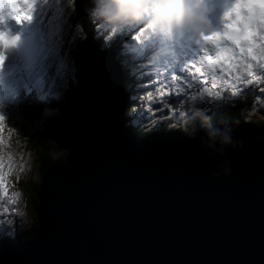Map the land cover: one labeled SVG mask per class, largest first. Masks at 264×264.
Instances as JSON below:
<instances>
[{
  "label": "water",
  "instance_id": "95a60500",
  "mask_svg": "<svg viewBox=\"0 0 264 264\" xmlns=\"http://www.w3.org/2000/svg\"><path fill=\"white\" fill-rule=\"evenodd\" d=\"M86 66L90 80L43 131L67 153L41 176L37 231L0 240V264H264V123L140 136L122 119L115 53L89 46Z\"/></svg>",
  "mask_w": 264,
  "mask_h": 264
},
{
  "label": "rangeland",
  "instance_id": "374dc122",
  "mask_svg": "<svg viewBox=\"0 0 264 264\" xmlns=\"http://www.w3.org/2000/svg\"><path fill=\"white\" fill-rule=\"evenodd\" d=\"M103 2L104 0H100L97 3L99 4L97 12L99 17L102 15L99 10ZM35 3L37 7L45 10L44 19L40 22V31L42 30V36L41 34H37L35 41L37 43L39 42L37 40V36L41 39L44 37L49 39L47 46H41L40 42L39 46L37 45L38 50L37 54H35L36 60L34 62H40L47 54L48 46L50 42H52V38L55 35H62L64 31L66 32L69 30V27L76 39H81V33L80 30L78 32V23L74 18V14L78 12V7L69 4L68 0H59V2H57V0H35ZM149 6L150 8H153L150 4ZM136 11L137 9L129 11V18L126 19L130 20L129 23H131V21L135 18V15H140V7L139 10L137 12ZM48 15L53 16L47 20ZM116 18L119 17H113V19ZM231 20H235V17ZM114 21L112 20V22ZM119 21H121V18H119ZM110 26L111 28L116 29L126 27V24L116 22V24H110ZM133 26L134 24L132 23L127 27L132 28ZM240 27L243 28L244 25L241 24ZM171 30L174 31L173 29ZM252 32L255 34L249 38V42L247 43L241 42L237 46L234 42L227 41V45L223 53L216 56L217 62H220L223 56L222 63L224 65L222 66H216L213 60L209 57V53L207 56H204L205 50L198 49L199 43L197 44V42L193 46H189L187 50L184 49L187 52L191 51L188 55L184 68H192L194 70V76L197 77L196 80L190 81L188 80L189 77H187L182 78L180 81H172L171 73H164L161 63L165 58L173 57L168 56L169 53L172 52V49L170 48V52H168V50L165 51V48L162 52L157 51L155 57H153L154 61L149 63L147 71V73L152 75L151 85H153L152 88L155 90L152 94L153 99L160 101L161 107L163 108L166 98L168 99L170 95L176 96L177 94L186 101V105L181 106L179 104L180 107L172 108L168 113L166 109L162 113H157L152 116L151 120H146L144 122L143 125H146V127L143 129L145 131L157 130L160 122L166 124L168 129H175L191 122L205 121V117L210 119L213 114L215 115L218 114V112L229 111V104L232 103L233 100L236 98H246L249 93H255L252 98L253 105L252 108L242 112L244 119L249 123H260V121H264V111L260 110L261 107L264 106V97H260L259 100H257L255 92V90L264 89V24L259 25L258 28H255ZM141 34L143 37L150 35L151 38L153 37V39L157 40L160 44H163L162 40L166 39V32H164L163 29L156 24L152 25L151 28L148 26L145 27ZM99 36H102V34L97 35V37ZM191 36L197 35L191 34ZM220 40L225 39L218 37L217 41L209 43L214 46L219 43ZM127 41L129 44L133 42L131 39ZM166 41L167 40H165V42ZM178 46L179 44H176L174 47L178 49ZM76 48L77 45L69 57L72 61V67L75 69L74 73L69 77V83L75 79V61L78 51ZM249 48H251V51L248 50ZM231 52L232 54L237 55L233 60H231L230 57L228 58ZM33 53V51L30 53V58L34 55ZM227 58L230 59L228 63L225 62ZM188 61H191V63H188ZM200 62H202V66L200 68L201 71L197 73L196 68L200 65ZM208 63L212 64V71H208L206 69V65ZM248 65H251L252 67L249 68ZM157 72L160 74L157 75ZM6 73L12 74V77L15 78L11 84H8V87L15 89L19 86L16 79V70L6 64L4 69L0 70V77L3 78L2 83L4 92L7 91L5 88L6 83L3 82L4 74ZM212 76H216L215 81L212 80ZM245 80H252L253 84L249 86L244 83ZM187 83H192L193 88L188 89L186 86ZM213 84L216 85L215 88L212 87ZM178 85L179 88H184V93H179L177 87ZM201 87L208 88L214 95H220L222 101L228 105L227 109L224 110L222 105L221 107L211 105L208 106V114L205 110L196 107L195 105L198 101L192 100L191 97L194 96ZM224 89H228V93L224 92ZM243 89L249 90L246 91L244 95H240L239 93ZM230 91L234 92L233 95H227L231 93ZM161 92H164L165 94L162 96L159 95ZM185 93H187V95H185ZM32 99L38 100L39 98L32 95L28 98V102H31ZM152 103L153 101H150L147 98L144 100L143 106L145 107V111H147L146 106L150 107ZM23 106H25V104L20 107L9 106V108L4 105H0V114L5 117L4 120L0 121V216H2L4 220L11 222L3 223V221H0V234L3 235H6V233L12 235L14 233L23 232L32 227L36 222L33 194L29 187L28 189L25 188L26 185H24V183H26L27 180L39 181L41 178V164L39 162L38 152L34 148L30 147L29 140L38 139L42 135V131L45 127L44 122L48 117H43L39 121H33L29 116L20 115L19 111ZM214 107H216V109H213ZM176 110H183L185 113H182L181 116H176ZM164 112L167 116H163ZM50 115L51 114L48 116ZM162 117L165 119H162ZM13 193H18L19 195L13 197ZM10 198H14L15 203L9 204L8 201ZM4 207L8 208L7 214L4 213ZM13 208L16 209L15 212H12ZM5 229L10 230L5 231Z\"/></svg>",
  "mask_w": 264,
  "mask_h": 264
},
{
  "label": "snow or ice",
  "instance_id": "6c2138e0",
  "mask_svg": "<svg viewBox=\"0 0 264 264\" xmlns=\"http://www.w3.org/2000/svg\"><path fill=\"white\" fill-rule=\"evenodd\" d=\"M59 2V0H57ZM31 4V10L26 17L21 19L19 24H14V27L18 30H22L24 32L30 33L35 44L36 34L38 30V26L40 22L44 19L43 8L37 7L35 0H29ZM68 3L77 6L79 5L81 13L84 11H88L91 9L92 4L85 0L87 7L80 3V0H68ZM264 5V0H243V4L240 3L233 4L230 9H227L223 14V19L225 20L223 33L220 32H212L211 34L201 33L200 39L205 42H215L218 37H222L226 41L234 42L235 45H239L241 42H249V38L254 35V33L250 30L251 23L256 19L257 15L259 17L264 18V11L257 12L255 9L256 4ZM241 7L246 10L245 15H241ZM235 14V20L230 21V16ZM94 19V18H93ZM99 25H101V29L103 30V35L101 36V43L97 45V48L103 52L112 47L117 41L121 42V48H124V41L129 39L136 41L138 37L133 35L136 31H139L138 28L132 27H121V28H109L108 26L100 23V21L94 19ZM230 21V22H229ZM243 24L244 27L241 28L240 25ZM2 37V36H0ZM18 39V38H16ZM200 41L197 42V44ZM155 41L152 37V40L143 48L142 53L137 52L135 49L131 51H123L121 52L122 63L121 68L125 69L126 65L129 63H136L139 60L148 59L150 53L154 50ZM16 47L15 39L10 40L5 44L4 39H0V70H3L5 65H10L14 70H16V79L18 81V87L14 90L10 91L7 95L4 93L2 77H0V105H4L7 108L9 106L12 107H20L28 102V98L32 95H35L39 99L44 98H58L61 96L62 90L65 89L66 84L69 83V77L75 71L72 67V61L69 59L71 52L74 50L76 46V37L74 36L71 28L64 32L62 35H55L52 38V42H50L47 54L40 62L30 61V53L31 51H18L17 57L15 59L9 60L7 58L5 47ZM251 51V48L248 49ZM118 51H120L118 49ZM219 56L220 53L217 52ZM188 52L184 49L177 53L172 58H165L161 63L163 66L164 73H171L172 81H180L182 78L186 77V71L183 67L187 61ZM191 63V61H188ZM251 68V65H248ZM206 69L208 71H212V64L208 63L206 65ZM201 71L200 68H196V72L199 73ZM179 73V74H177ZM135 75V72L132 73ZM157 75L160 73L157 72ZM192 80H196V76L191 77ZM149 81L148 86H151V76L146 77ZM212 80H216V76H212ZM245 84L252 85V80H245ZM187 88L192 89L193 84L187 83ZM213 88L216 87L215 84L212 85ZM140 91L141 89H137ZM249 89H243L239 94L244 95L246 91ZM181 93H184V88L180 89ZM224 92H228V89H224ZM256 98L259 100L260 97H264V89L255 90ZM164 92L159 93V95H164ZM232 93H229L231 95ZM187 95V93H185ZM131 99L135 101H143V96H132ZM148 100L153 101L150 107H147V111L139 110L138 107H131V110L127 112L125 119L131 121L134 127H139L144 124L146 120H151L152 116L157 113H162L165 109H169L168 104H164L163 108L161 107V103L158 100H154L152 95L147 97ZM175 99L179 101L181 106L186 105V101L180 96L176 95ZM192 100L198 101L196 103V107L205 110L209 114L208 106L215 105L217 107L223 106V109H227L228 105L222 101L220 95H214L212 91H210L206 87H201L196 92L194 96L191 97ZM261 111H264V106L261 107ZM182 113H185L183 110H176L175 115L181 116ZM4 115L0 114V121L4 120ZM162 119H165L162 117ZM18 193H13V197L18 196ZM9 204L15 203L14 198H10L8 201ZM16 209L13 208L12 212H15ZM4 213H8V208L4 207ZM0 221L3 223H11L10 221H6L0 216ZM10 229H5V231H9Z\"/></svg>",
  "mask_w": 264,
  "mask_h": 264
},
{
  "label": "trees",
  "instance_id": "16d2710c",
  "mask_svg": "<svg viewBox=\"0 0 264 264\" xmlns=\"http://www.w3.org/2000/svg\"><path fill=\"white\" fill-rule=\"evenodd\" d=\"M94 17H86L84 19H76V22L78 23V32L80 30L81 33V39H76V45H77V57L75 61V67H76V74H75V79L68 83L65 86V89L62 91V94L58 98H49L45 100H41L39 102H36L35 104H31L30 107L27 109L24 108L22 110V115L29 116L34 120H39L43 117L48 116L49 114L51 115H56V114H63L65 110L73 103L78 91L80 88H82L88 81L90 80L91 77V70L86 66V51L88 47L91 44L94 43H101L100 37H97L99 30V25L98 23H95V20L93 19ZM78 20V21H77ZM112 47L117 51L119 49L118 44H113ZM118 59L120 62H122V56L118 53ZM140 65L138 63H129L126 65V68L123 69L125 73V82L126 86L129 90V102H128V111L131 110V107H138L139 110H143V103L142 101H133L131 99L132 96H143L144 99L151 95L150 93L152 92L151 89L148 87H145L144 84L149 83V81L146 79L145 74L143 72L139 71ZM133 71L135 73H138V76H142L143 80L137 81L135 80V75H133ZM142 86V88H141ZM137 89H141L138 91ZM255 93H249L246 98H239L233 100L232 103L229 104V111H223V112H218V114H213L210 121H215L218 120L222 117H234L241 123L250 126V127H259V125L264 122L260 121L259 124L253 123V122H247V120L244 119L243 111L248 110L249 108H252L253 105V95ZM143 99V100H144ZM169 107L177 108L179 106V101L174 99L173 97L169 98ZM170 109V108H169ZM216 109V108H215ZM225 110V109H224ZM122 116L123 119H125L127 112ZM167 113L170 112V110H166ZM48 112V114H47ZM50 112V113H49ZM166 113H163V116H165ZM170 116V114H169ZM127 121V124L134 129L140 136H146L150 133V131H145L141 126L139 127H134L131 123V121L125 119ZM206 121V120H205ZM203 122V121H201ZM159 130H167L168 127L166 124L160 122L159 124ZM29 145L31 148H34L40 158V170H41V176L43 172L50 166L56 165L59 163H62L65 161V153L64 151L58 144L52 142L51 140L48 139L47 136H45L43 133L38 139L34 140H29ZM53 155V157H52ZM27 181L24 183L25 188L28 189L30 188L32 194H33V204H34V210L36 211L38 207V200H37V190L40 187L41 181L37 182H32ZM35 223L32 227L28 228L27 230L23 232H18L15 234H12L13 236H23L26 239H32L37 231L38 225H37V220L35 217ZM2 238H8L10 236H1Z\"/></svg>",
  "mask_w": 264,
  "mask_h": 264
},
{
  "label": "clouds",
  "instance_id": "9594fccd",
  "mask_svg": "<svg viewBox=\"0 0 264 264\" xmlns=\"http://www.w3.org/2000/svg\"><path fill=\"white\" fill-rule=\"evenodd\" d=\"M97 3L98 0H93L94 7ZM220 6L223 9L222 17L230 5L223 3ZM160 8L165 13L168 24L173 30L199 35L213 28L207 15V0H164L160 4ZM255 9L257 12L264 11V5L257 3ZM30 10L29 0H0V36L3 37L6 45L10 40L15 39L16 41V47H5L9 60L15 59L18 51H31L34 48L31 34L14 27V24H19ZM107 10L108 5L100 6V11ZM207 119L208 117H205V120ZM208 135L213 138L219 136L220 142L223 144L232 143L231 137L226 132L210 128ZM225 174H227V170H225Z\"/></svg>",
  "mask_w": 264,
  "mask_h": 264
},
{
  "label": "bare ground",
  "instance_id": "6f19581e",
  "mask_svg": "<svg viewBox=\"0 0 264 264\" xmlns=\"http://www.w3.org/2000/svg\"><path fill=\"white\" fill-rule=\"evenodd\" d=\"M108 2V0H104V2L103 3H107ZM48 7V6H47ZM61 28H62V25H61ZM100 28V27H99ZM63 30V29H62ZM100 30V29H99ZM65 32V31H64ZM223 33V32H222ZM37 34H41V36H42V30L41 31H39V32H37ZM255 34V33H254ZM168 34H166L165 36H167ZM257 35V34H256ZM37 39H38V41L40 42V45L41 46H47L48 45V43H49V39H47V38H39L38 36H37ZM221 39V38H220ZM221 41V40H220ZM168 43V45H169V42H167ZM255 43V42H254ZM252 44V43H251ZM163 46V45H162ZM165 47V46H164ZM168 50V52H170V48L168 47V48H166L165 47V51H167ZM160 52H161V50H160ZM175 52H177V51H172V52H170V53H175ZM145 62H147V63H149L150 62V60L149 59H145L144 60ZM146 74H149V73H147L146 72ZM141 88H142V86H141ZM8 233H6V235H7ZM8 236H11L12 238L14 237L13 235H10V234H8Z\"/></svg>",
  "mask_w": 264,
  "mask_h": 264
},
{
  "label": "flooded vegetation",
  "instance_id": "af4514ba",
  "mask_svg": "<svg viewBox=\"0 0 264 264\" xmlns=\"http://www.w3.org/2000/svg\"><path fill=\"white\" fill-rule=\"evenodd\" d=\"M40 160V159H39Z\"/></svg>",
  "mask_w": 264,
  "mask_h": 264
}]
</instances>
